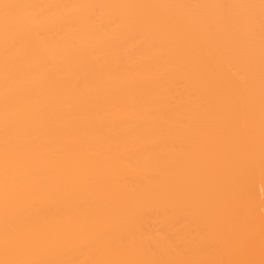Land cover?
I'll list each match as a JSON object with an SVG mask.
<instances>
[{
	"label": "bare ground",
	"instance_id": "bare-ground-1",
	"mask_svg": "<svg viewBox=\"0 0 264 264\" xmlns=\"http://www.w3.org/2000/svg\"><path fill=\"white\" fill-rule=\"evenodd\" d=\"M0 264H264V0H0Z\"/></svg>",
	"mask_w": 264,
	"mask_h": 264
}]
</instances>
